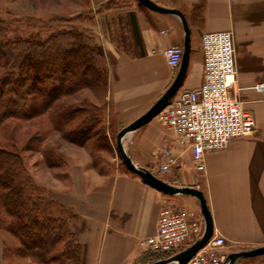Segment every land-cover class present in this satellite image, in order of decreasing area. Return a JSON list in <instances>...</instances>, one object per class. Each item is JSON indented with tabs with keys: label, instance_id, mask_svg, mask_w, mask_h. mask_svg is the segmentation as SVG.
<instances>
[{
	"label": "crops",
	"instance_id": "obj_1",
	"mask_svg": "<svg viewBox=\"0 0 264 264\" xmlns=\"http://www.w3.org/2000/svg\"><path fill=\"white\" fill-rule=\"evenodd\" d=\"M151 1L179 9L190 28L188 68L177 91L195 89L203 81L202 35L232 31L237 82L231 94L254 114L256 129L207 153L203 171L196 168L189 144L175 137L157 115L126 134L125 149L135 164L149 170L158 167L168 150L178 155L177 181L171 183L202 190L212 214L213 236L226 239L217 248L222 257L264 246V90L255 88L264 83V0ZM117 2L113 13L106 11L108 15L100 17V35H93L107 59V85L101 94L96 87H88L96 94L83 97L101 108L108 134L111 129L118 134L170 87L180 66H169L165 49L185 44V28L178 14L151 9L138 0ZM60 138L65 141L60 149L64 165H47L46 176L37 172V180L57 209L66 208L76 215L69 227L82 245V264H149L172 256L154 260V254L141 243L155 233L166 200L194 211L198 229L204 231L196 196L160 191L119 162L96 163L88 145ZM5 248L2 243L0 264L7 262ZM17 264L35 263L18 256ZM235 264H264V255L243 256Z\"/></svg>",
	"mask_w": 264,
	"mask_h": 264
},
{
	"label": "trees",
	"instance_id": "obj_2",
	"mask_svg": "<svg viewBox=\"0 0 264 264\" xmlns=\"http://www.w3.org/2000/svg\"><path fill=\"white\" fill-rule=\"evenodd\" d=\"M83 32L70 28L45 38L9 36L0 22V229L18 240L17 246H6L4 254L30 258L35 264H82V245L69 227L76 215L66 208L53 212L54 202L30 173L23 149L42 152L48 166L61 167L63 153L44 147L51 131L89 145L96 163L100 161L95 152L110 148L99 106L87 98L60 102L81 89L107 85L105 53L93 35ZM38 117H46L48 123L19 148L20 126L11 120L21 123ZM32 140L36 148L29 147ZM153 256L157 260L167 254Z\"/></svg>",
	"mask_w": 264,
	"mask_h": 264
},
{
	"label": "built area",
	"instance_id": "obj_3",
	"mask_svg": "<svg viewBox=\"0 0 264 264\" xmlns=\"http://www.w3.org/2000/svg\"><path fill=\"white\" fill-rule=\"evenodd\" d=\"M204 72L201 85L195 89L177 91L157 114L160 121L180 141L189 144L195 166L203 171L206 154L222 149L235 138L254 133V114L231 94L237 82L235 46L231 30L206 32L202 35ZM184 47L165 49L169 66L179 67ZM255 88L264 90V83ZM178 155L169 150L152 173L172 184ZM170 181V182H169ZM177 186V185H176ZM200 223L194 211L175 201L166 200L160 210L156 231L141 243L151 254H171L182 251L198 239ZM226 242L223 236H212L186 264H226L218 247Z\"/></svg>",
	"mask_w": 264,
	"mask_h": 264
},
{
	"label": "rangeland",
	"instance_id": "obj_4",
	"mask_svg": "<svg viewBox=\"0 0 264 264\" xmlns=\"http://www.w3.org/2000/svg\"><path fill=\"white\" fill-rule=\"evenodd\" d=\"M94 1L95 0H0V22L7 27L9 36L25 37L38 34L45 38L46 36H50L52 32L70 28L75 31L83 30V34L86 35H94V33H96L99 36L100 17L105 16L106 11L109 14L113 13L111 10H113L120 1L111 0L110 2L98 5L93 4ZM108 13L106 15H108ZM93 38L97 45H100L102 48V44L97 41L95 36H93ZM99 60L103 67L102 57L99 56ZM97 87V93L101 94L103 91L101 89L102 87ZM93 94L96 93H94V91L90 92L87 88H84L73 96L62 98L60 102H77L81 101L83 97ZM11 121H14V125L18 124L20 126L16 130V137L19 139V148H21L24 143H27V139L30 135L35 134L36 130H40L41 127H43L42 125L44 122L48 123L46 117H38L34 121L25 120L21 123L13 119ZM57 133L59 132L51 131L44 141V147H56L60 150L65 146L63 143L65 141L60 138H63V136L60 133L59 135L61 136H58ZM108 136L110 148L108 147L106 150L100 152L96 151L95 155L99 158V161L107 160L111 165H116V162H119L120 165L126 167L117 149V131L111 129ZM28 145L29 147L36 148V142L33 140L28 142ZM23 154L30 173H32L35 181L38 183L39 179L37 180V172L40 176L44 175L45 177L48 170L42 152L23 149ZM58 211L59 209L56 208L53 212L55 213ZM2 243L7 247L18 245L17 238L6 229H0V246ZM260 255L262 256L264 254ZM223 258L226 257L223 255ZM6 260L7 262H5V264H17L18 256H6Z\"/></svg>",
	"mask_w": 264,
	"mask_h": 264
},
{
	"label": "water",
	"instance_id": "obj_5",
	"mask_svg": "<svg viewBox=\"0 0 264 264\" xmlns=\"http://www.w3.org/2000/svg\"><path fill=\"white\" fill-rule=\"evenodd\" d=\"M138 1L151 9L162 12H174L181 17L185 28L184 51H183L182 61L179 67L178 74L175 80L173 81V83L145 113H143L140 117H138L130 124L123 127L118 132L116 137V145L119 154L126 167L129 170L140 175L145 181L155 186L160 191L171 194L188 193L196 196L199 199L205 221L204 231L202 235L196 241L190 244L187 248L176 253L175 255L149 263V264H186L198 252V250L202 248L207 243V241L213 236L214 226H213L212 214L208 207L204 193L202 192V190L195 187L172 185L164 181L160 177L156 176L149 169L135 164L125 149L124 137L130 131L139 128L147 121H149L151 118L155 117L167 105L171 97L174 96V94L179 89L180 85L184 80L190 58V28L185 15L179 9L161 7L155 4L154 2H152L151 0H138ZM260 254H264V246L238 251L232 253L229 257H227L226 264H235L236 260L243 256H253Z\"/></svg>",
	"mask_w": 264,
	"mask_h": 264
}]
</instances>
